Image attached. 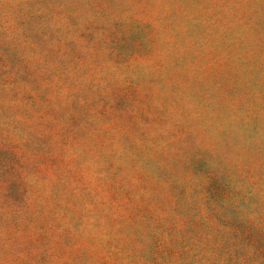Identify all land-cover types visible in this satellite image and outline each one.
Returning <instances> with one entry per match:
<instances>
[{
    "label": "rangeland",
    "instance_id": "374dc122",
    "mask_svg": "<svg viewBox=\"0 0 264 264\" xmlns=\"http://www.w3.org/2000/svg\"><path fill=\"white\" fill-rule=\"evenodd\" d=\"M0 264H264V0H0Z\"/></svg>",
    "mask_w": 264,
    "mask_h": 264
}]
</instances>
